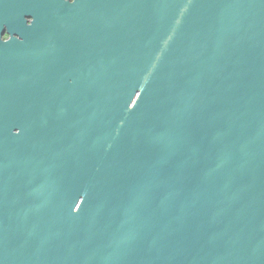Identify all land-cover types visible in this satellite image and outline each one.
I'll list each match as a JSON object with an SVG mask.
<instances>
[{
    "label": "water",
    "instance_id": "water-1",
    "mask_svg": "<svg viewBox=\"0 0 264 264\" xmlns=\"http://www.w3.org/2000/svg\"><path fill=\"white\" fill-rule=\"evenodd\" d=\"M30 15L0 14V264H264V0Z\"/></svg>",
    "mask_w": 264,
    "mask_h": 264
},
{
    "label": "flooded vegetation",
    "instance_id": "flooded-vegetation-1",
    "mask_svg": "<svg viewBox=\"0 0 264 264\" xmlns=\"http://www.w3.org/2000/svg\"><path fill=\"white\" fill-rule=\"evenodd\" d=\"M34 0H0V14L4 15L3 17L6 20V17H10L14 12L19 11V14L23 20L26 21L27 26H31L34 21V17L30 15V6ZM70 3H73L75 0H67ZM9 26L7 23L3 24V37L4 41L8 40L9 35Z\"/></svg>",
    "mask_w": 264,
    "mask_h": 264
}]
</instances>
